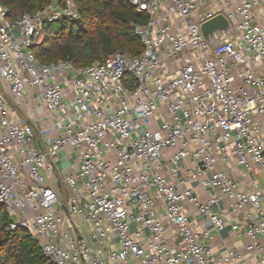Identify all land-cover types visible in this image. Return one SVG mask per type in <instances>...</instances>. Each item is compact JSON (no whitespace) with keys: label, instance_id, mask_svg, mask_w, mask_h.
Segmentation results:
<instances>
[{"label":"built area","instance_id":"built-area-1","mask_svg":"<svg viewBox=\"0 0 264 264\" xmlns=\"http://www.w3.org/2000/svg\"><path fill=\"white\" fill-rule=\"evenodd\" d=\"M64 1L17 19L0 4L9 228L51 264H264V0H131L143 51L80 67L32 49L76 17ZM218 15L232 35L213 47Z\"/></svg>","mask_w":264,"mask_h":264},{"label":"trees","instance_id":"trees-1","mask_svg":"<svg viewBox=\"0 0 264 264\" xmlns=\"http://www.w3.org/2000/svg\"><path fill=\"white\" fill-rule=\"evenodd\" d=\"M53 0H0L10 19L36 13ZM76 17H62L43 24L45 36L32 45L43 63L67 59L75 66L103 62L116 52L139 55L144 44L134 26L146 24L149 15L139 11L131 0H75ZM64 7L65 1L59 0ZM12 218L0 206V264H51L44 256L38 238L26 227L10 229Z\"/></svg>","mask_w":264,"mask_h":264},{"label":"water","instance_id":"water-1","mask_svg":"<svg viewBox=\"0 0 264 264\" xmlns=\"http://www.w3.org/2000/svg\"><path fill=\"white\" fill-rule=\"evenodd\" d=\"M58 2L59 0H57ZM202 31L213 47L222 44L232 35V28L224 15H218L203 23Z\"/></svg>","mask_w":264,"mask_h":264},{"label":"crops","instance_id":"crops-1","mask_svg":"<svg viewBox=\"0 0 264 264\" xmlns=\"http://www.w3.org/2000/svg\"><path fill=\"white\" fill-rule=\"evenodd\" d=\"M226 234V241H225V245L227 246H238L240 243L239 241H237L235 238H233L231 235H228V229L226 230V232H224ZM229 236V237H227ZM217 243H220V240L217 241Z\"/></svg>","mask_w":264,"mask_h":264}]
</instances>
